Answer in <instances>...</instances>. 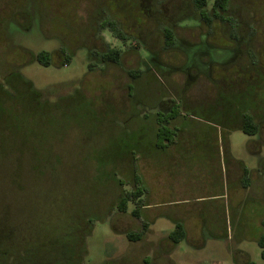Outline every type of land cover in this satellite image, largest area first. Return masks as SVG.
<instances>
[{
	"label": "rangeland",
	"instance_id": "374dc122",
	"mask_svg": "<svg viewBox=\"0 0 264 264\" xmlns=\"http://www.w3.org/2000/svg\"><path fill=\"white\" fill-rule=\"evenodd\" d=\"M222 16L207 26L191 0H0V83L7 90L12 71L56 108L24 104L23 91L16 105L0 102V197L20 203L19 222L45 212L42 231L71 255L64 264H264V0H229ZM107 19L129 40L100 31ZM163 27L176 37L170 48ZM107 47L121 51L118 64L92 60ZM41 51L47 67L34 61ZM134 70L143 73L132 80ZM159 101L179 120L164 152L152 134ZM246 112L259 136L240 130ZM133 168L149 192L139 241L127 237L141 228L136 201L116 206ZM176 216L186 238L173 245Z\"/></svg>",
	"mask_w": 264,
	"mask_h": 264
},
{
	"label": "trees",
	"instance_id": "16d2710c",
	"mask_svg": "<svg viewBox=\"0 0 264 264\" xmlns=\"http://www.w3.org/2000/svg\"><path fill=\"white\" fill-rule=\"evenodd\" d=\"M191 1L194 10L198 12L200 19L207 26H210L213 20L224 23L223 20L226 17H223L222 14L227 9L229 0H214L213 2H211V5H209L208 0H191ZM107 28L110 29V32L119 41L125 43L126 41L129 40V38H127L121 32V30L118 29L117 23L115 24L114 22H112V20L109 21V19H107L105 23L99 25L100 31ZM162 35L164 39V46L166 48H170L176 44L177 40L171 29L167 27H163ZM88 54L91 57L90 52ZM93 55H95L94 56L95 58H93L92 60L97 61L98 64L101 65L107 63L118 64L119 59L121 57V51L117 48L107 47L105 52L100 54L94 53ZM68 60H69L68 54L64 55L63 61L65 62V64L68 62ZM34 61L43 67H47L52 62L51 54L44 51L38 52L34 56ZM152 61H154V57ZM92 66L93 63H90L89 67ZM141 73H143V70H138V71L134 70L129 73V77L132 80H135L138 77V75ZM7 82L12 83V85L11 86L9 85L10 87H8V89L10 88L9 90L8 89L6 90L3 87L2 83H0V100H1L0 102L3 101L4 103H9L10 105L11 104L16 105V97L18 96V93L23 91L24 94L28 97L26 100H24L25 101L23 102L24 104L28 106L34 105L36 108H39V110H41L42 113L44 114H46L48 110L50 111L53 109L56 110V108L51 107L47 103H42V102L37 103L36 94L31 91L29 84L23 81L17 75H13L12 71L7 75ZM132 87H133L132 84L128 86V89L131 92L133 91ZM158 103H159L158 106L160 104H163L164 106L166 105L169 106L167 110H161L159 108L161 116L156 115L151 120L152 125L153 126L154 124L156 125V128L154 129L152 134L155 135L157 139H160L163 144V146H161L160 148L158 147L157 149H161L164 152L172 144L171 139H169V136L168 137L166 136L167 134L165 131L174 129L176 125L179 124L178 111L176 110V108L175 109L173 108L174 106L170 102L159 101ZM159 117L161 118V120ZM240 130L245 134L252 136L255 135L257 131V127L253 123L252 119L249 116L245 115L244 124L240 128ZM171 137L173 140V138H176L177 135L176 136L172 135ZM40 163H42L41 169H39ZM30 164L34 165L32 166L33 169L38 168L40 172H42L43 170L45 172L49 170V166L47 167V163H45L44 160H34ZM242 174L243 177L241 183L243 184L244 187H246L249 181L248 179L249 171L243 168ZM132 184H133V188L131 193L125 195L122 194L116 206L119 212L125 213L127 210L128 203L136 201V207L131 211V215L133 216V218L140 221L141 228L137 233L130 234L127 237L131 241H139L142 238L148 226L145 222L141 220V216H142L141 209L145 208L146 204L144 206L139 204H142V202L145 201L148 203L149 192L147 190L145 178L143 177L142 179L141 174L137 171L136 168H133L132 170ZM14 191L12 192L13 195H15ZM0 203H1L0 204V264H41V263L64 264V261L72 260L71 255H66L64 257L56 252L57 249L59 250V247H61V243L59 239L53 238L54 239V240L52 239L53 241L48 240L50 236L48 233L44 232L48 228V226H46L48 223H43V221L41 222L39 220V217L40 219L44 218L40 216L45 213L43 210L35 211L36 215L39 214L38 219H36L37 216L36 217L32 216L34 217L32 220L28 221L23 219L19 222L18 217H20L22 214L21 211L22 207L20 203L19 202L14 203V201L12 200H10V202H7L6 198L3 200L2 197H0ZM35 208L38 207L36 206ZM58 209L59 207H57L56 213L58 212ZM261 226L264 228V218L261 221ZM35 232L43 233L41 241H37V239H34V236L37 234V233L34 234ZM185 238H186V228L184 223L182 222L176 223L173 226V230L168 234L169 241L173 245H177L180 241L185 240ZM257 244L261 249L260 256L264 260V233L259 237ZM32 245H34L37 248L30 251L29 249L32 248ZM246 264H254V263L251 261H247Z\"/></svg>",
	"mask_w": 264,
	"mask_h": 264
},
{
	"label": "flooded vegetation",
	"instance_id": "af4514ba",
	"mask_svg": "<svg viewBox=\"0 0 264 264\" xmlns=\"http://www.w3.org/2000/svg\"><path fill=\"white\" fill-rule=\"evenodd\" d=\"M226 10H227V9H226ZM226 10H225V12H226ZM102 11H104V10H102ZM102 11H101V12H102ZM102 14L104 15V12H102ZM213 21H214V20H213ZM213 21H212V22H213ZM247 30H248V28H246V29L243 31V33L246 34L245 36H244V34L242 35V36L244 37V39L248 36L247 33H248L249 30H248V31H247ZM88 53H89V51H88ZM92 57H93V56H92ZM92 59H93V58H92ZM158 107H159L161 110H167V108H168L169 106H167V105L164 106L163 104H160ZM245 115L249 116V117L252 119L253 123H254V124L256 125V127H257V131H256L255 135L259 136V132H258V123L254 120L253 116L250 115L248 112H246L245 114L242 115V121H241V122H242V126H243V124H244V116H245Z\"/></svg>",
	"mask_w": 264,
	"mask_h": 264
},
{
	"label": "crops",
	"instance_id": "0c3cea01",
	"mask_svg": "<svg viewBox=\"0 0 264 264\" xmlns=\"http://www.w3.org/2000/svg\"><path fill=\"white\" fill-rule=\"evenodd\" d=\"M242 177H243V174H242V171H241V176H240V180L239 181H241L242 180ZM250 178V176L248 177V179ZM145 182H146V186H147V188H148V181L146 180V177H145ZM241 183V182H240ZM242 184V183H241ZM250 186H251V184H250V179H249V181H248V185L246 186V187H244L243 189H246V190H249V188H250ZM242 187V186H241ZM174 195V197H176V198H178L179 200L180 199H183L182 198V196L178 193V195H176L175 193H173ZM149 195V194H148ZM179 196H181V197H179ZM214 197V196H213ZM176 200V199H175ZM180 201H182V200H180ZM146 208V207H145ZM177 217V216H176ZM182 218H179V217H177L176 219L174 218V219H172L173 221H172V226H174L176 223H178V222H182V223H184L183 222V220H181ZM173 230V229H172ZM171 230V231H172ZM170 231V232H171ZM169 232V233H170ZM245 255V254H244ZM249 261V260H248Z\"/></svg>",
	"mask_w": 264,
	"mask_h": 264
}]
</instances>
